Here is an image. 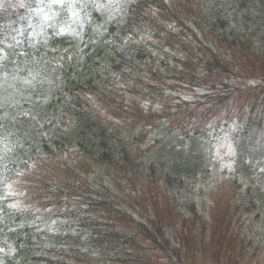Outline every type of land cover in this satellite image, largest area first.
<instances>
[{
	"label": "rangeland",
	"instance_id": "374dc122",
	"mask_svg": "<svg viewBox=\"0 0 264 264\" xmlns=\"http://www.w3.org/2000/svg\"><path fill=\"white\" fill-rule=\"evenodd\" d=\"M130 1L47 0V3L67 13L54 31L62 35L75 33L83 25L88 14L79 13L100 14L99 24L103 27L106 23H117ZM245 3L252 5L251 1ZM216 4L217 9L226 8L224 4L220 6L219 0ZM169 5L183 23L173 22L168 13H156L151 18L158 35L150 31V26L149 32L141 26L133 28V38H124L114 45L120 56L126 58L132 55L133 48L151 43L147 54L158 55L167 65L155 59L163 67L157 77L149 73L152 62L141 63L142 70L138 73L129 72L135 78L141 74L146 86L153 87L154 94L144 105L145 109L150 108L147 117L151 123H136L143 129L128 144L131 162L118 161L116 170L109 174L113 196L109 203L117 210V230L133 232L134 220L153 217L166 226L169 242L163 237L162 244H155L133 232L137 246L127 248L126 257L116 260L105 255L100 263L264 264V9L248 12L246 26L254 37L248 50L250 40L240 41L229 33L223 38V33L202 21L205 16L200 14L197 2L170 0ZM43 21L44 15L37 19L36 25L21 18L13 29L15 43L29 41L28 46L34 47L39 35L45 34L42 23L48 27ZM164 29L166 32H162ZM72 42L79 55V41L72 39ZM51 51V55L58 57L54 48ZM2 59L0 55V104L13 105L17 110L19 98L13 104L12 91L4 87L7 83H24L25 78L16 68L4 70ZM173 67L176 68L173 75H179L176 79L169 77L168 71ZM122 86L123 82L117 81L114 90L119 91ZM18 90H14L17 97ZM131 100L141 106L143 98ZM190 106H194L192 110ZM20 110L26 109L20 106ZM123 164L128 168L126 173ZM89 172L92 174L93 170ZM163 173L182 181L165 184ZM92 193L90 189L89 198H94ZM70 205L65 214L57 217L63 221L51 226L73 225L70 217L73 210L77 218L79 214L88 218L85 205ZM54 211L48 209L39 215L44 220ZM58 211L59 208L56 214ZM42 230L41 221L39 231Z\"/></svg>",
	"mask_w": 264,
	"mask_h": 264
},
{
	"label": "trees",
	"instance_id": "16d2710c",
	"mask_svg": "<svg viewBox=\"0 0 264 264\" xmlns=\"http://www.w3.org/2000/svg\"><path fill=\"white\" fill-rule=\"evenodd\" d=\"M169 1L132 0L120 25H110L104 31L107 42L88 45L78 56L72 48L63 46L65 37L53 38L44 25L41 30L47 33L39 35L34 50H21L8 32L19 17L44 15L43 22L50 28L59 17L55 12L49 18L43 0L0 1L4 70L16 68L25 78L24 83H7L4 87L12 91L13 104L19 98L18 109L0 104V264H102L101 256L116 260L126 257L127 248L137 246L134 233L155 244H162L163 237L169 242L166 226L153 217L134 220V233L117 230L114 216L117 210L109 203L112 198L109 174L116 170L118 161L131 162L128 144L136 136V128L141 127L136 123L140 119L147 122L140 117L143 110L131 98L154 94L153 87L146 86L141 74L135 78L129 72L138 73L142 70L141 63L152 62L149 73L157 77L163 67L155 59L167 65L158 55L147 54L151 43L133 48L132 55L126 58L117 53L114 45L124 38H133V28L141 26L147 32L150 26V31L158 35L151 18L156 13H168L173 22L183 23L176 10L170 9ZM193 1L205 16L202 21L211 29L223 33V38L229 33L240 41L250 40L246 46L248 50L251 48L254 37L246 26L248 12L264 9V0H219L220 6H226H221L222 10L217 9V0ZM249 1L250 6L245 3ZM51 39L60 43L55 48L58 57L43 53ZM40 69L45 75L38 72ZM168 72L172 79L179 76L173 75L174 67ZM36 81L49 92L41 99L33 95ZM117 81L123 82L119 91L114 90ZM18 88L17 97L14 90ZM20 106L26 110H20ZM127 171L128 168L124 170ZM163 177L165 184L182 181L170 173H163ZM90 189L94 198L88 197ZM70 204L85 205L88 218L81 214L77 218L73 210L70 215L73 225L51 226L63 221L57 217L65 214ZM48 209H54V214L43 220L39 213ZM41 221L44 230L39 231ZM98 222L104 224L99 226Z\"/></svg>",
	"mask_w": 264,
	"mask_h": 264
},
{
	"label": "snow or ice",
	"instance_id": "6c2138e0",
	"mask_svg": "<svg viewBox=\"0 0 264 264\" xmlns=\"http://www.w3.org/2000/svg\"><path fill=\"white\" fill-rule=\"evenodd\" d=\"M57 2H60V0H57Z\"/></svg>",
	"mask_w": 264,
	"mask_h": 264
}]
</instances>
